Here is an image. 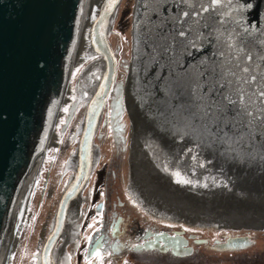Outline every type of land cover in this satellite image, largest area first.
Masks as SVG:
<instances>
[{
  "label": "water",
  "instance_id": "obj_1",
  "mask_svg": "<svg viewBox=\"0 0 264 264\" xmlns=\"http://www.w3.org/2000/svg\"><path fill=\"white\" fill-rule=\"evenodd\" d=\"M121 2L0 0V264H23L33 227H39L42 198L55 183L50 170L73 164L76 172L62 189L52 232L39 237L35 263L71 264L66 254L86 209L83 187L100 154L95 137L118 76L109 32ZM244 2L254 7L233 13L232 20H243V27L259 22L251 30L255 44L264 39V0H236ZM140 3L135 0L133 9L128 76L118 86L128 116L131 193L143 198L151 213L264 228V150L226 154L162 114L171 73L184 69L174 62L156 66L146 58L148 14ZM237 26L232 23V29ZM211 51L205 44L190 54L181 50L177 59L191 70ZM253 241L248 234L230 236L222 246ZM46 245L52 249L48 256Z\"/></svg>",
  "mask_w": 264,
  "mask_h": 264
},
{
  "label": "snow or ice",
  "instance_id": "obj_2",
  "mask_svg": "<svg viewBox=\"0 0 264 264\" xmlns=\"http://www.w3.org/2000/svg\"><path fill=\"white\" fill-rule=\"evenodd\" d=\"M140 6L148 14L143 25L146 58L156 66L164 61L167 68L174 62L184 69L183 74L171 73L162 114L171 115L173 122L179 120L226 154L250 155L257 146L264 150V39L252 42L251 30L258 28V21L243 27V20H232L233 13L242 15L254 5L236 0H141ZM205 44L212 51L191 70L180 65L181 50L190 54V49H203ZM49 241L55 243L52 237ZM51 251L46 245L45 256ZM112 254L114 250L108 253ZM92 256L101 258V253L88 250L87 257ZM66 259L70 261L71 253ZM42 264L53 262L46 259Z\"/></svg>",
  "mask_w": 264,
  "mask_h": 264
},
{
  "label": "flooded vegetation",
  "instance_id": "obj_3",
  "mask_svg": "<svg viewBox=\"0 0 264 264\" xmlns=\"http://www.w3.org/2000/svg\"><path fill=\"white\" fill-rule=\"evenodd\" d=\"M120 84L117 79L111 96L115 91L122 90L118 89ZM117 100L119 106L121 99ZM114 115L115 112L112 116ZM124 149H127L129 154V141ZM97 160L83 187L86 209L78 235L69 243L71 264H88L89 260L91 264H212V259L205 257V254L213 251H240L254 243L251 233L238 232L222 239H214L194 230L196 223L151 213V207L143 204V198L131 193L129 171L126 195H131L133 200L139 201L138 206L131 204L125 199L121 189L112 190L110 182L105 181L111 173V177L117 178L116 166L105 168L107 163L97 165ZM128 163L130 166L129 157ZM105 169H109L108 172L111 170V173L104 174ZM247 234L254 241L246 247L222 246L229 236ZM88 237L93 239L89 241ZM97 240L100 241L99 248L96 247ZM91 249L99 251L101 258L87 257V252ZM113 250L114 254L108 255Z\"/></svg>",
  "mask_w": 264,
  "mask_h": 264
},
{
  "label": "rangeland",
  "instance_id": "obj_4",
  "mask_svg": "<svg viewBox=\"0 0 264 264\" xmlns=\"http://www.w3.org/2000/svg\"><path fill=\"white\" fill-rule=\"evenodd\" d=\"M134 5L135 0H122L119 13H114L112 28L109 32V37L115 45L114 51L118 59L117 79L121 84L126 81L131 61ZM118 98L121 99L119 106L117 103ZM114 112L115 115L112 116ZM127 141H129L128 116L122 88V90L115 91L113 96L109 97L108 103L102 112L95 142H99L100 147L97 165H104L106 162L105 168L114 165L117 169V178L111 177V170L108 172L109 169H105L104 174L111 173L105 181L110 182V189H121L125 195L127 194L128 175L130 171L128 163L129 154H127V149H124ZM73 166L72 164L63 171L58 168L50 170V182L55 181V183L51 195L42 198L39 227H33L31 247H25L24 249L23 264L36 263L39 237L41 236L42 239H46V235L51 233L62 189L66 188L69 184V176L76 172V170H72ZM125 195L123 196L126 200L138 206L139 201L133 200L134 198L131 195ZM148 214L150 215L151 213L148 212ZM153 217L155 218L154 215ZM193 228L197 232H201L205 236L210 235L214 239H222L227 235L240 232L251 233V237L255 240L250 247L244 250L227 252L213 251L210 254H205V257L212 259V264H264V228H247L244 225L236 227L226 224L201 225L197 223Z\"/></svg>",
  "mask_w": 264,
  "mask_h": 264
},
{
  "label": "bare ground",
  "instance_id": "obj_5",
  "mask_svg": "<svg viewBox=\"0 0 264 264\" xmlns=\"http://www.w3.org/2000/svg\"><path fill=\"white\" fill-rule=\"evenodd\" d=\"M116 39V38H115ZM222 225V224H221ZM225 225V224H224ZM236 225V224H235ZM247 228H255V227H253V226H248V225H245ZM236 227H238V226H236Z\"/></svg>",
  "mask_w": 264,
  "mask_h": 264
}]
</instances>
